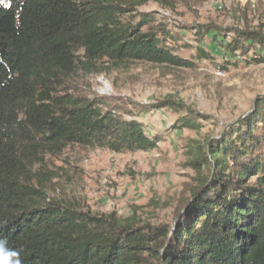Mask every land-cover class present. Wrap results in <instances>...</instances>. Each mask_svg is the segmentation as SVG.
<instances>
[{
  "label": "trees",
  "instance_id": "1",
  "mask_svg": "<svg viewBox=\"0 0 264 264\" xmlns=\"http://www.w3.org/2000/svg\"><path fill=\"white\" fill-rule=\"evenodd\" d=\"M149 1L0 0V264H264V95L216 134L189 140L191 176L170 223L50 199L47 159L65 149L149 152L163 140L89 82L103 63L190 67L174 54L181 38L138 11ZM188 29L197 43L264 63L262 29ZM151 109L180 115L174 131L212 120L170 97Z\"/></svg>",
  "mask_w": 264,
  "mask_h": 264
},
{
  "label": "rangeland",
  "instance_id": "2",
  "mask_svg": "<svg viewBox=\"0 0 264 264\" xmlns=\"http://www.w3.org/2000/svg\"><path fill=\"white\" fill-rule=\"evenodd\" d=\"M138 11L153 12L149 28H163L181 38L174 54L189 61L190 67L103 63L89 82L92 91L108 98L125 119L133 116L144 125L148 137L160 135L163 140L149 152L115 154L98 148H67L58 158L47 159V170L53 176L49 196L94 214L115 212L123 218L137 208L135 215L142 220L166 224L191 176L183 167L189 140L216 134L264 95V63L249 64L239 53L229 56L208 39L197 43L188 28L213 24L264 31V0H153ZM200 50L209 58L198 59ZM256 54L264 56L262 51ZM169 97L212 120L198 133L172 130L180 115L169 109H151Z\"/></svg>",
  "mask_w": 264,
  "mask_h": 264
}]
</instances>
